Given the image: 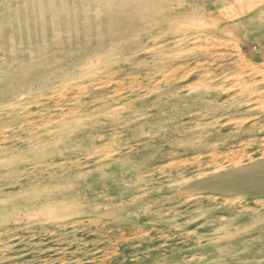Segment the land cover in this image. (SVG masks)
I'll return each mask as SVG.
<instances>
[{
    "label": "rangeland",
    "instance_id": "obj_1",
    "mask_svg": "<svg viewBox=\"0 0 264 264\" xmlns=\"http://www.w3.org/2000/svg\"><path fill=\"white\" fill-rule=\"evenodd\" d=\"M225 2L0 0V264H264V0Z\"/></svg>",
    "mask_w": 264,
    "mask_h": 264
},
{
    "label": "bare ground",
    "instance_id": "obj_2",
    "mask_svg": "<svg viewBox=\"0 0 264 264\" xmlns=\"http://www.w3.org/2000/svg\"><path fill=\"white\" fill-rule=\"evenodd\" d=\"M226 0H222V4H225L226 2H225ZM189 2V1H188ZM190 3V2H189ZM232 3V2H231ZM231 3H229L230 5H228V6H226V5H223V9H224V11H222L223 13H221L220 14V16L219 17H221V18H223V19H227V18H230V17H232V16H235V15H237V14H240V13H242V12H245L246 10H248V9H250V4H251V2H245V3H243L242 5L240 4L239 6L238 5H236V4H231ZM255 4V3H254ZM230 6H232V7H230ZM190 7V6H189ZM119 9H121V8H119ZM123 9V8H122ZM222 9V10H223ZM253 9V8H252ZM142 11H143V9H141ZM188 10V9H187ZM145 11V10H144ZM191 11V10H190ZM141 12V11H140ZM188 12V11H187ZM189 13V12H188ZM259 14V13H258ZM215 19H216V17H215ZM244 19V18H243ZM217 21V20H216ZM215 21V22H216ZM221 21V20H220ZM243 21V20H242ZM242 22L241 21H234L232 24H234V25H236V24H241ZM233 25V26H234ZM251 25V24H250ZM197 26V25H196ZM238 27V26H237ZM224 29V28H223ZM230 29V28H229ZM225 30V29H224ZM230 31V30H229ZM217 38L219 37V36H216ZM125 38V37H124ZM122 39V38H121ZM114 43V42H113ZM112 43V44H113ZM215 43V42H214ZM111 44V43H110ZM104 47V46H103ZM104 49H106V48H104ZM100 50H102V49H100ZM107 51V50H106ZM95 53V52H94ZM97 53V52H96ZM249 60V59H248ZM263 67V66H262ZM259 68V66L257 67V69ZM96 77V76H95ZM46 165H48V164H46ZM45 165V166H46ZM190 181V180H189ZM135 186V185H134ZM47 188H49V187H47ZM129 188V187H128ZM129 189H131V188H129ZM126 190V189H125ZM122 191V190H121ZM127 191V190H126ZM52 192V191H51ZM50 192V193H51ZM60 192V191H59ZM47 193V192H46ZM49 193V194H50ZM53 193V192H52ZM51 193V194H52ZM37 194V193H36ZM60 194V193H59ZM48 195V194H47ZM51 196V195H50ZM79 196H81V195H79ZM84 196V195H83ZM38 198V197H37ZM45 198V197H44ZM65 198V197H64ZM46 199V198H45ZM60 199V198H59ZM73 199V198H72ZM48 200V199H47ZM67 200V199H66ZM70 200H71V198H70ZM53 201V200H52ZM58 201V200H57ZM68 201H69V199H68ZM63 202V201H62ZM69 203V202H68ZM50 204V203H49ZM70 204V203H69ZM71 204H73V202L71 203ZM48 205V204H47ZM68 207V206H67ZM118 210V209H117Z\"/></svg>",
    "mask_w": 264,
    "mask_h": 264
}]
</instances>
